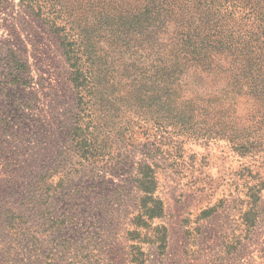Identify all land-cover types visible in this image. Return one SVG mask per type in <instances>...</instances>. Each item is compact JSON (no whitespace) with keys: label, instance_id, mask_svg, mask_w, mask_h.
Instances as JSON below:
<instances>
[{"label":"rangeland","instance_id":"1","mask_svg":"<svg viewBox=\"0 0 264 264\" xmlns=\"http://www.w3.org/2000/svg\"><path fill=\"white\" fill-rule=\"evenodd\" d=\"M29 4H0V264H133L134 239L145 242V264H264V201L254 225L245 224L253 222L246 194L264 179L263 160L226 141L146 135L143 123L111 141L129 116L101 93L80 92L47 14ZM109 71L123 82L121 69ZM192 74L183 86L201 91L204 76ZM86 108L106 126L103 138L110 132L93 159L73 131ZM144 162L159 164L165 212L139 226V237L135 179ZM160 224L168 228L164 253L154 243Z\"/></svg>","mask_w":264,"mask_h":264},{"label":"trees","instance_id":"2","mask_svg":"<svg viewBox=\"0 0 264 264\" xmlns=\"http://www.w3.org/2000/svg\"><path fill=\"white\" fill-rule=\"evenodd\" d=\"M21 1L47 14L48 25L76 71L72 74L80 92L92 98L101 93L116 114L129 116L124 125L111 129V141L120 140L131 124L143 123L146 135L153 130L150 135L155 132L160 139L172 135L181 142L226 141L238 154L264 163V0ZM109 66L122 70L123 82L111 77ZM191 73L204 76L201 91L183 86ZM86 110L80 109L73 131L84 157L93 159L106 151L104 138L110 132L107 129L103 138L102 119ZM158 167L142 163L135 179L143 193L132 232L139 237V226L149 227L148 221L165 212V202L157 194ZM248 190L246 219L253 215V222L245 224L251 227L264 201V179ZM214 210L210 208L209 215ZM154 229V243L164 253L168 228L160 224ZM132 241V263L145 264V242Z\"/></svg>","mask_w":264,"mask_h":264}]
</instances>
